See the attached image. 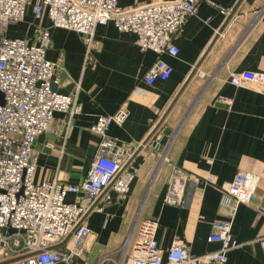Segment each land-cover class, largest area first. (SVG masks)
<instances>
[{"label":"crops","instance_id":"1","mask_svg":"<svg viewBox=\"0 0 264 264\" xmlns=\"http://www.w3.org/2000/svg\"><path fill=\"white\" fill-rule=\"evenodd\" d=\"M170 0H119L122 6ZM264 0H203L175 36L177 55L161 57L173 66L166 80L150 84L145 74L159 57L142 51L137 35L119 30L114 22L100 24L92 46L81 33L54 27L48 15L36 17L28 5L25 17L7 28L10 37L37 43L49 28L47 58L58 61L53 84L62 93H77L81 113L68 119L57 113L51 128L34 143L35 180L61 179L78 183L88 173L100 137L91 130L99 115L116 112L126 103L128 115L113 122L108 135L119 145L137 147L131 162L139 168L127 198L112 191L103 211L88 216L91 234L85 254L71 264H114L138 219L158 221L157 240L164 253L174 241L186 244L193 255L217 249L209 242L212 222L227 219L230 203L223 185L240 169L259 177L254 198L238 206L232 234L237 246L225 264H264V94L254 86H239L232 75L245 70L264 71ZM221 97H229L231 104ZM164 128L171 134L163 149L155 141ZM134 149V148H133ZM177 172L180 204L165 201ZM211 176L214 183L206 182ZM76 195L68 194L73 201ZM71 234L58 244L67 250ZM0 264H18L0 260Z\"/></svg>","mask_w":264,"mask_h":264},{"label":"built area","instance_id":"2","mask_svg":"<svg viewBox=\"0 0 264 264\" xmlns=\"http://www.w3.org/2000/svg\"><path fill=\"white\" fill-rule=\"evenodd\" d=\"M203 0H170L146 5L122 6L119 0H0V260H16L18 264H71L76 256L85 254L83 243L91 228L88 216L103 211L111 201V192L127 198L139 168L131 162L137 147L119 145L108 135L113 122L122 123L128 110L126 103L114 113L99 115L91 130L99 137L98 149L85 178L78 183L61 179L37 182V157L32 155L35 140L51 128L55 112L72 119L81 113L77 93H62L52 88L58 61L47 58L51 44L49 28L41 31L37 43L25 38L10 37L7 28L22 21L28 5L36 17L48 15L54 27L75 30L84 35L89 51L98 25L114 22L119 30L132 31L142 51L151 49L159 57L145 74L146 82L166 80L173 66L161 57L177 55L174 38L195 14ZM259 14L264 15V6ZM239 86H254L264 94V71L245 70L232 75ZM221 101L232 103L229 97ZM187 175L177 172L165 201L180 204L177 182ZM206 182L214 183L211 176ZM259 177L240 169L223 185L230 203L227 219L212 222L209 242L220 246L199 255L189 252L186 244L174 241L166 253L157 240L158 221L138 219L121 247V256L114 264H225L228 252L237 246L232 227L241 203L250 202L256 193ZM76 195L73 201L68 194ZM264 214V201L260 207ZM74 234L71 249L58 244ZM264 251V237L262 239ZM110 256L100 264H106Z\"/></svg>","mask_w":264,"mask_h":264},{"label":"water","instance_id":"3","mask_svg":"<svg viewBox=\"0 0 264 264\" xmlns=\"http://www.w3.org/2000/svg\"><path fill=\"white\" fill-rule=\"evenodd\" d=\"M52 88L55 90V85L52 83ZM4 94L2 91H0V104H4ZM57 113H62V112H55V114ZM171 134V129L170 128H164L162 133H160V135H158L156 141H155V146H158V148L163 149V147L165 146V144L168 142L169 140V136ZM38 141H41V136L38 137ZM32 155H35V149L33 146V150H32Z\"/></svg>","mask_w":264,"mask_h":264}]
</instances>
